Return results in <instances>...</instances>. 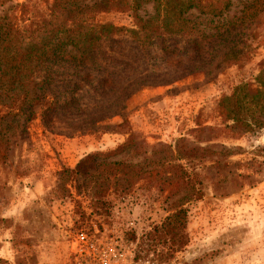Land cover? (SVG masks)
<instances>
[{"label":"rangeland","instance_id":"obj_1","mask_svg":"<svg viewBox=\"0 0 264 264\" xmlns=\"http://www.w3.org/2000/svg\"><path fill=\"white\" fill-rule=\"evenodd\" d=\"M25 1L0 0V16ZM254 1L231 0L222 22L237 19ZM144 8L141 15L153 12ZM248 38L251 48L238 64L139 91L126 128L65 137L44 133L34 119L0 164V264H90L102 252L122 264H264V129L247 132L227 119L222 104L242 83L255 91L254 78L264 75V13ZM128 56L137 75L167 70L132 51ZM128 137L131 148L111 161L140 166L142 179L112 199L104 224L76 225L62 167L115 151ZM187 179L200 183V198L185 201L180 183ZM181 205L187 246L167 259L159 252L137 259L142 237Z\"/></svg>","mask_w":264,"mask_h":264},{"label":"trees","instance_id":"obj_2","mask_svg":"<svg viewBox=\"0 0 264 264\" xmlns=\"http://www.w3.org/2000/svg\"><path fill=\"white\" fill-rule=\"evenodd\" d=\"M146 6L153 12L141 15ZM231 6V0H26L9 9L0 16V164L34 119L44 133L65 137L126 128L139 91L242 62L264 0L222 22ZM115 16L127 22L109 20ZM129 51L167 70L137 75ZM254 79L255 91L242 83L222 99L227 119L252 134L264 129V75ZM129 137L115 151L90 154L74 169L62 167L76 225L104 224L112 199L142 179L140 166L111 161L131 148ZM199 185L180 183L185 201L201 197ZM187 225L181 205L142 237L137 259L157 252L167 259L185 248Z\"/></svg>","mask_w":264,"mask_h":264},{"label":"built area","instance_id":"obj_3","mask_svg":"<svg viewBox=\"0 0 264 264\" xmlns=\"http://www.w3.org/2000/svg\"><path fill=\"white\" fill-rule=\"evenodd\" d=\"M115 258L116 256L111 258L109 254L102 252V254L98 256L97 261H94L95 258H92L90 264H122L120 261H116Z\"/></svg>","mask_w":264,"mask_h":264}]
</instances>
